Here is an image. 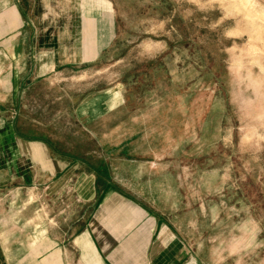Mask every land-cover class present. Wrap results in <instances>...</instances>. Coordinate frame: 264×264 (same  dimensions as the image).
Here are the masks:
<instances>
[{
    "label": "rangeland",
    "instance_id": "rangeland-1",
    "mask_svg": "<svg viewBox=\"0 0 264 264\" xmlns=\"http://www.w3.org/2000/svg\"><path fill=\"white\" fill-rule=\"evenodd\" d=\"M0 264H264V0H0Z\"/></svg>",
    "mask_w": 264,
    "mask_h": 264
},
{
    "label": "crops",
    "instance_id": "crops-1",
    "mask_svg": "<svg viewBox=\"0 0 264 264\" xmlns=\"http://www.w3.org/2000/svg\"><path fill=\"white\" fill-rule=\"evenodd\" d=\"M36 149H37L36 146L35 147H28V145L23 144V141H20L19 148H18L19 154H20L19 159H25V161H28L30 167L35 166V165H39V167L41 166L45 172H47L51 175L61 174L63 172V169L65 170V167L67 164L65 162H62L59 160H54L50 154L49 149L46 147V145L45 146L43 145L42 148H40L42 150L44 160H41L40 157H37L38 155H36V153H37ZM98 192H99V189L96 185V181H93L92 189H90V194L88 195V198H86V200L87 201L88 200L89 201H91V200L95 201V199H99V197L101 195ZM82 196H84V195H82ZM120 203H121V201L118 199V197L116 195L115 196L114 195L109 196L107 194L106 198L104 200H102L101 203L99 204L96 219H98L100 221L106 213H109L111 207H117ZM124 204L127 207V204L123 203V205ZM94 229H96V228L94 227ZM80 241H82L83 243H85V245H87L89 247L92 246L89 238H80ZM93 242L96 245H99V248L102 251V253H104L105 255L108 256V257H105L107 260H109V261H116V260L121 261V258L117 259L114 257H109V255L111 256V254L108 252L107 248L105 247L106 243H105V241H102L101 238H99V236L96 237V235H95ZM146 249H148L147 246H146ZM146 260H149L147 254H146ZM99 261H100V259H99Z\"/></svg>",
    "mask_w": 264,
    "mask_h": 264
}]
</instances>
